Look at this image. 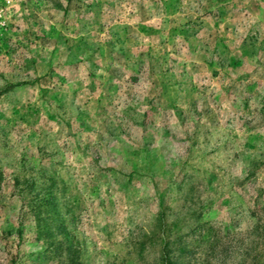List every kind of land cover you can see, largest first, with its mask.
Listing matches in <instances>:
<instances>
[{
  "label": "rangeland",
  "instance_id": "374dc122",
  "mask_svg": "<svg viewBox=\"0 0 264 264\" xmlns=\"http://www.w3.org/2000/svg\"><path fill=\"white\" fill-rule=\"evenodd\" d=\"M0 176V264L65 261L50 183L78 264H138L161 215L264 264V0H0Z\"/></svg>",
  "mask_w": 264,
  "mask_h": 264
},
{
  "label": "trees",
  "instance_id": "16d2710c",
  "mask_svg": "<svg viewBox=\"0 0 264 264\" xmlns=\"http://www.w3.org/2000/svg\"><path fill=\"white\" fill-rule=\"evenodd\" d=\"M0 181H2L1 176ZM30 182V179L20 180L19 177L12 178L10 183L14 190L13 193L22 197L21 194L25 193L26 189H28L29 192L36 189L37 187L34 182ZM52 182L54 181L52 180ZM53 187V183H50V185L43 189L47 190V192H45L48 193L47 198H43L40 193H37L32 195L33 197L30 199L29 204L32 203L31 207L34 209L33 216L37 222L39 237L45 239L46 248L55 255L53 257L54 259L60 260L62 258V253H66L65 261H59L57 264H78L76 257L77 252L73 250L72 245H65V249L59 251L63 245L61 246V242L56 240V234L49 229L50 225L48 222L51 219L42 216V214H46L45 212L50 208L49 206H51V208H55L56 206L55 197L52 195ZM191 211L194 213L193 215L198 214V212H196L197 210ZM200 212L201 211H199V213ZM46 215L48 216V212ZM159 218L153 230H148L141 236V239L135 242H129L128 244L137 250L139 259L138 264H231L227 261L232 255L238 257L239 261H242L240 257L244 254L241 250V243L238 242L239 240H235L232 243L229 238V230L224 231L222 235L220 229L215 230L214 227L206 223L202 224L194 229V233L198 228L199 231L203 230V233L198 234V237L194 239V245H196L195 250H190L180 248V240L178 237L173 239L174 236L171 235L172 230L165 224L160 225L163 215ZM54 220H56L55 217ZM62 224L63 223H61V226ZM204 233H208L209 235L205 239ZM194 251L196 253H194ZM195 254H199V257H194ZM248 255L250 256V253ZM187 257L189 261L184 263ZM251 260L254 261L255 264H263L261 263L262 256H259L257 253H255Z\"/></svg>",
  "mask_w": 264,
  "mask_h": 264
}]
</instances>
